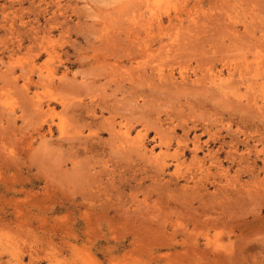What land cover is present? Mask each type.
Wrapping results in <instances>:
<instances>
[{
	"label": "rangeland",
	"instance_id": "374dc122",
	"mask_svg": "<svg viewBox=\"0 0 264 264\" xmlns=\"http://www.w3.org/2000/svg\"><path fill=\"white\" fill-rule=\"evenodd\" d=\"M0 264H264V0H0Z\"/></svg>",
	"mask_w": 264,
	"mask_h": 264
},
{
	"label": "bare ground",
	"instance_id": "6f19581e",
	"mask_svg": "<svg viewBox=\"0 0 264 264\" xmlns=\"http://www.w3.org/2000/svg\"><path fill=\"white\" fill-rule=\"evenodd\" d=\"M159 76H160V75H159ZM219 81H220V80H219ZM225 87H226V86H225ZM225 87H224V88H225ZM68 103H69V102H68ZM68 103H67V104H68ZM69 104H70V103H69ZM63 106H65V105H63ZM62 109H63V108H62ZM63 110H64V109H63ZM126 134H127V133H126ZM89 137H90V136H89ZM114 138H115V137H114ZM182 140H183V139H182ZM186 142H187V141H186ZM122 152H123V151H122ZM138 157H139V156H138ZM190 164H191V163H190ZM156 177H157V176H156ZM196 193H197V192H196ZM172 196H173V195H172ZM125 210H126V209H125ZM158 213H159V212H158ZM125 215H126V214H125ZM148 216H149V215H148Z\"/></svg>",
	"mask_w": 264,
	"mask_h": 264
}]
</instances>
